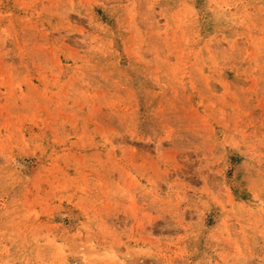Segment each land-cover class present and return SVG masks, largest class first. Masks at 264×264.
Listing matches in <instances>:
<instances>
[{
  "label": "rangeland",
  "instance_id": "rangeland-1",
  "mask_svg": "<svg viewBox=\"0 0 264 264\" xmlns=\"http://www.w3.org/2000/svg\"><path fill=\"white\" fill-rule=\"evenodd\" d=\"M0 264H264V0H0Z\"/></svg>",
  "mask_w": 264,
  "mask_h": 264
},
{
  "label": "bare ground",
  "instance_id": "bare-ground-1",
  "mask_svg": "<svg viewBox=\"0 0 264 264\" xmlns=\"http://www.w3.org/2000/svg\"><path fill=\"white\" fill-rule=\"evenodd\" d=\"M82 27V26H81Z\"/></svg>",
  "mask_w": 264,
  "mask_h": 264
}]
</instances>
